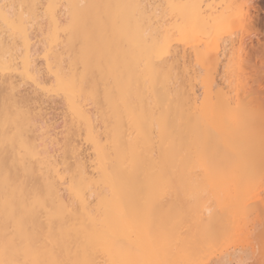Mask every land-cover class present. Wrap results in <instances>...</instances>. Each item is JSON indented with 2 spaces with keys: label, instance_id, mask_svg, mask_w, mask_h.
I'll return each instance as SVG.
<instances>
[{
  "label": "bare ground",
  "instance_id": "bare-ground-1",
  "mask_svg": "<svg viewBox=\"0 0 264 264\" xmlns=\"http://www.w3.org/2000/svg\"><path fill=\"white\" fill-rule=\"evenodd\" d=\"M48 1L40 57L31 17L0 7V264H199L243 237L255 205L239 194L264 211V96L240 97L235 44L210 37L231 14L214 0L159 13L157 0H65L61 27ZM211 56L226 57L222 78ZM245 242L212 264L262 254Z\"/></svg>",
  "mask_w": 264,
  "mask_h": 264
},
{
  "label": "rangeland",
  "instance_id": "rangeland-1",
  "mask_svg": "<svg viewBox=\"0 0 264 264\" xmlns=\"http://www.w3.org/2000/svg\"><path fill=\"white\" fill-rule=\"evenodd\" d=\"M156 1V0H155ZM159 4H161V6H159L158 5V3ZM49 4V1L48 0H39V3H37V5H36V7H30V4L28 3V2H26L25 0H0V7L3 9V10H5V11H7L8 13H11V15L13 14V12L14 11H16V12H22V15H23V17L24 18H28V17H31L30 19H29V21H27V26L30 28V30L32 31V36H30L31 38H32V40H31V42H32V45H33V43H34V45L35 46H33L32 48L33 49H35V47L36 48H38V49H40L41 50V47H43V45H44V42H45V38H44V36H45V31L49 28V26H50V22H49V20H48V18L46 17V9L45 8H47L46 7V4ZM56 5H57V7H55L54 9L56 10V14H57V18H58V20H60L59 21V24H60V26L61 27H64L63 25H66L67 23H69L68 21H69V19H70V16H68V15H70V7H69V4H68V2H65V0H56ZM163 0H162V2H161V0L160 1H156V6H159V10L160 11H158V13L159 12H161V7H162V5H163ZM217 3V4H216ZM48 4H47V6H48ZM213 4H214V7L215 6H217V7H219V8H216L215 7V9H217V11H221V10H227V13L230 15L231 14V17H230V22L228 23V24H226V25H224V27L223 26H218V28L216 27V29H213V32H210L211 33V35H210V37L212 36V33H213V36L212 37H214V38H216V39H218V40H216L217 42L215 43L216 44V46H218V44H220V47L218 46V50H219V52H221L220 51V48H223L224 46H225V44H227V46H228V44H230V43H234L235 44V46H234V48H235V50H233V51H235V53H230L229 54V57H227V58H230L232 55H236L235 57H234V59L237 57V61H236V59L235 60H233V61H236L235 63H236V65L238 66L237 68H236V66H234V65H232V66H234L236 69L234 70V72H232V76H234V75H237V77H238V79L241 81V84H240V82H239V84L241 85V89H239L240 90V97L242 98V97H246V98H250V97H247V96H245L246 95V93L248 94V96H250V93H251V95L252 96H256V95H258V96H264V0H214L213 1ZM69 7V8H68ZM227 7V8H226ZM32 8V9H31ZM158 9V8H157ZM219 9V10H218ZM29 10L30 11H32L33 10V14L32 15H29ZM69 10V12H66V11H68ZM58 12V13H57ZM65 12V13H64ZM210 13V12H209ZM35 14H36V16H38V19H36L37 17H35ZM65 14H67V15H65ZM10 15V14H9ZM68 17V18H67ZM68 20H67V19ZM64 20V21H63ZM67 21V22H66ZM62 22V23H61ZM64 23V24H63ZM0 24H1V22H0ZM68 25V24H67ZM66 25V26H67ZM64 35H61L60 37H61V40H63V39H65L66 37H63ZM211 39H213V38H211ZM60 40V41H61ZM66 40V39H65ZM65 42V41H64ZM228 42V43H227ZM232 43V44H233ZM64 44V43H62V41H61V43H60V45H58V49L59 48H61V49H59V50H62V45ZM232 44H230V46H232L233 47V45ZM61 46V47H60ZM222 46V47H221ZM230 46H228L229 48H230ZM241 46V47H240ZM227 47V48H228ZM231 47V48H232ZM233 48V49H234ZM239 48V49H238ZM224 49L226 50V47H224ZM240 49H241V51H240ZM40 50H38L39 52H40ZM225 50H222V53L225 51ZM229 50V49H228ZM238 50V53L236 54V51ZM36 51V53L38 52L36 49L35 50H32V53L33 52H35ZM230 51H232V49L231 50H229V52ZM226 52H228V51H226ZM228 52V53H229ZM36 53H33V54H35V56H36ZM43 53V52H42ZM225 53V52H224ZM219 54H221V53H219ZM217 55V56H220L221 57V55ZM227 54V53H226ZM226 54H225V56H226ZM232 54V55H231ZM37 57H40L39 55H41V54H38L37 53ZM222 55H224V54H222ZM231 55V56H230ZM42 56V55H41ZM228 56V55H227ZM223 57V56H222ZM191 58V57H190ZM218 59H219V57H217ZM193 59V58H192ZM221 59V58H220ZM220 59H219V61H220ZM224 59H226V57H223L222 58V60L223 61H220L221 63H219V61H218V63H219V65L216 63V65H215V62L216 61H214L215 60V57L214 56H211L210 57V59H209V62L212 64V65H210V67L211 66H213L212 68H210L211 69V71H210V69H209V71H210V73L212 72L213 73V71H215L214 72V75H217V76H219L220 75V77H221V74H222V67L224 68V67H226L225 65L223 66V64L225 63V61H224ZM188 60H190L189 58H187V61ZM192 62H193V60H191ZM228 61V60H227ZM189 62V61H188ZM214 62V63H213ZM190 64H193V63H191V62H189ZM189 63H187V65H189ZM223 63V64H222ZM227 64H228V62H226ZM196 64V63H195ZM195 64H193V65H190V66H195ZM232 64V63H231ZM219 66L218 68H217V70H216V66ZM190 66H188L189 67V69H192V67L190 68ZM196 67H198V66H195V69H196ZM209 67V66H208ZM207 67V68H208ZM194 68V67H193ZM198 70H201V69H199V67L197 68ZM197 70V71H198ZM224 70V69H223ZM191 71H193V69L191 70ZM216 71L218 72V74H215L216 73ZM194 72V71H193ZM195 72H196V70H195ZM201 72V71H200ZM224 72V71H223ZM234 74V75H233ZM236 77V76H235ZM217 79H218V82H219V80H221V78L219 79V77H216ZM234 78V77H233ZM231 80V79H230ZM238 80V81H239ZM222 81V80H221ZM232 82H234V79H233V81ZM230 84V82H229V80H227V83L226 84ZM225 84V83H224ZM226 84H225V86H226ZM234 84H236V82L234 83ZM239 84H238V86H239ZM231 85H232V83H231ZM224 86V85H223ZM234 87L236 86V85H233ZM229 87H232V86H230L229 85ZM234 87H232V90H233V88ZM236 88V87H235ZM239 88V87H238ZM226 90H225V92H228V88H225ZM231 89V88H230ZM224 90V89H223ZM238 89H236V92H232V91H230V92H232V93H230V92H228L229 93V96L231 97V98H235L236 97V95L235 96H233L235 93H237V92H239V91H237ZM235 91V90H234ZM248 91V92H247ZM244 92H246V93H244ZM256 92V93H255ZM253 94H256V95H253ZM257 96V97H258ZM238 97H239V95H238ZM256 100H257V98L256 97H254ZM259 98V97H258ZM260 98H262V97H260ZM259 98V99H260ZM264 98V97H263ZM263 98H262V100H263ZM244 99V98H243ZM254 99V100H255ZM248 100V99H247ZM246 100V101H247ZM250 100V99H249ZM261 100V101H262ZM258 102H259V100H258ZM263 102V101H262ZM255 103H257V102H255ZM231 185V184H230ZM258 184H256V186H257ZM260 185V184H259ZM261 186H263V184L261 185ZM260 186V187H261ZM233 187V185L230 187L229 186V190L230 189H233L232 188ZM255 187V186H254ZM260 187H258V188H260ZM264 187V186H263ZM257 189V188H256ZM262 189V188H261ZM258 190V189H257ZM259 191V190H258ZM257 191V192H258ZM263 191H264V189L262 190V193H260V195L261 194H263ZM255 192V191H254ZM247 194L248 196H246V195H241V194H239L240 196H243L244 198H242V199H245L248 203H251L252 202V204H248L247 202V204H248V207H250V206H252V205H255L254 206V210L255 211H253V209L250 207V209H252V211H253V213H248V212H246V211H248L249 210V208L247 207V206H245L243 209H241L242 211L241 212H245V213H248L247 215L248 216H238V218L241 220H239L238 218H236V215H235V218L237 219V223L239 224V226L238 227H240L241 229H243V230H241V231H244V232H242L241 233V235L244 237V234H245V237H246V242L245 243H243L242 245L243 246H246V245H250V244H254L253 245V247H250L251 249H254V252L255 253H260L261 254V251L263 250V252H262V254L259 256V257H253L252 255H250V253H247V254H244V258L245 259H249L248 260V264H264V239H263V234H264V211H263V209L262 210H258V208L256 207V204L257 203H259L260 202V200H259V202H255L254 200H258L259 198V196H257V194L256 195H254L255 193H253V190L252 189H250V190H247L246 192H243V194ZM247 197V199H246V197ZM255 196L258 198V199H255ZM262 196V195H261ZM261 196H260V199H264L263 197H264V194H263V196H262V198H261ZM239 197V196H238ZM236 200V198L234 197L232 200H231V202L233 201V200ZM241 199V198H240ZM252 199H254L253 201H252ZM238 201H239V198H238ZM237 201V202H238ZM227 202V203H226ZM225 203L226 204H228V201H226ZM231 202H230V204L229 205H231ZM237 202H235V203H237ZM233 203V202H232ZM234 203V204H235ZM246 203H244V204H246ZM254 203V204H253ZM215 204V203H214ZM259 204H261V203H259ZM210 206H212V207H210ZM209 206V208H213V206L214 205H210ZM216 206V205H215ZM214 206V207H215ZM227 206V205H226ZM225 206V204L223 205V206H218L219 208H221V209H224V207H226ZM258 206V205H257ZM262 206V205H261ZM217 206H216V208H218ZM257 209H256V208ZM263 208H264V206H262ZM216 208H214L213 210L215 211V212H217L218 213V211L217 210H215ZM218 208V209H219ZM228 208V207H227ZM230 208V207H229ZM232 208V207H231ZM233 208H235V207H233ZM232 208V209H233ZM259 208H260V206H259ZM246 209H248V210H246ZM235 210V209H234ZM234 210H232V211H234ZM240 210V209H239ZM243 210H246V211H243ZM213 211V212H214ZM219 211H220V209H219ZM236 211V210H235ZM258 211H259V213H258ZM261 211V212H260ZM221 212V211H220ZM210 213H212V211L210 212ZM217 213H216V215H214V218L217 216ZM223 213V212H222ZM229 213V214H228ZM227 214L228 215H231V213L230 212H228ZM256 213L257 214H260V213H262L260 216H257L256 215ZM213 214V213H212ZM239 214H241V213H239ZM243 214V213H242ZM220 215H222V214H220ZM224 215V214H223ZM226 215V214H225ZM225 215L224 216H222V217H225ZM246 215V214H245ZM253 215V216H252ZM210 216V215H209ZM257 216V217H256ZM207 217V216H206ZM234 217V212H233V216L231 215V216H229V217H227L228 219H234L233 218ZM245 217H247V218H245ZM251 217V218H250ZM253 217V218H252ZM219 218H221V216L219 217ZM245 218V219H244ZM259 218V219H258ZM222 219V218H221ZM220 219V220H221ZM214 221L216 220V219H213ZM226 220V219H225ZM254 220V221H253ZM227 221V220H226ZM235 221V220H234ZM243 221V222H242ZM245 221V222H244ZM260 221V222H259ZM219 223L221 222V221H218ZM255 222V223H254ZM225 223H227V222H225ZM228 223H229V221H228ZM237 223H235V224H237ZM246 223V224H245ZM215 224V223H214ZM218 224V223H217ZM216 224V225H217ZM221 224V223H220ZM223 224V223H222ZM221 224V225H222ZM232 224V223H231ZM234 224V225H235ZM219 225H217L216 227H218ZM225 226V225H224ZM237 227V226H236ZM243 227H245V228H243ZM263 228V230H261L262 228ZM228 228V227H227ZM240 228H239V230H240ZM252 228V229H251ZM261 228V229H260ZM217 229H219V227L217 228ZM254 229V230H253ZM221 230H222V227H221ZM248 230H249V232H248ZM258 230V231H257ZM230 231L232 232V233H234V231H233V229L231 228L230 229ZM252 231H254L253 233H252ZM261 233L262 234V237L260 238L259 237V235H258V237H259V240L263 243V245H262V243L259 241V243H261L260 245H262V250L260 251V252H257L259 249L258 248H260L261 246H259L258 245V243H257V245L259 246H257V245H255L256 243H255V241H257V239H254V238H256L254 235H256L255 233ZM236 233H237V230H236ZM246 233H248L247 235L249 236H246ZM258 233V234H259ZM225 234V233H224ZM230 234V233H229ZM238 235L237 236H239V234H240V231L237 233ZM254 234V235H253ZM260 234V235H261ZM226 235V234H225ZM183 236V235H182ZM222 236H223V234H222ZM222 236H221V239H223L222 238ZM228 236H230V235H228ZM231 236H232V234H231ZM230 236V237H231ZM224 237V236H223ZM229 237V238H230ZM243 237H241V236H239L238 238H236V239H231L230 241H226V243H224L223 245V250H221L222 248V244H221V246H219L220 247V253L218 252V253H213V255L214 254H216V255H214V256H212L211 257V259L210 258H206L209 262H207V260L204 262V260H202V259H199L201 262H199V261H197V260H191V262L193 261V262H195V261H197V262H199V264H212L213 263V261L215 260V259H217V258H219L220 256H221V254H225V253H227V252H233V251H235V250H239L240 248H241V243L242 242H244V239H245V237L243 238ZM254 237V238H253ZM226 238H228V237H226ZM232 238V237H231ZM239 238H241L240 240H239ZM249 238V239H248ZM250 238H252V240L250 239ZM224 239H225V237H224ZM263 239V240H262ZM227 240V239H226ZM248 240H249V244H247V242H248ZM251 240V241H250ZM224 241V240H223ZM222 241V242H223ZM240 241V242H239ZM232 242H234V244H232ZM254 242V243H253ZM239 243H240V245H239ZM237 244V245H236ZM231 245H232V247H231ZM234 245H236L235 246V248H234ZM213 246H215V245H213ZM226 246V247H225ZM227 246H229V247H227ZM251 246V245H250ZM257 247V248H256ZM210 248V247H209ZM209 248L207 249H205V251L206 252H208V250H209ZM211 249V248H210ZM214 250V249H213ZM217 250H218V248H217ZM205 251H204V253H205ZM212 252V251H211ZM209 253V252H208ZM219 254V257L217 256ZM239 255V253L237 252V251H235L234 252V255L233 256H238ZM258 255V254H257ZM208 256V255H207ZM202 257H205V254H204V256H202ZM210 257V256H209ZM231 259H232V257H229V258H227V259H223V260H221L220 261V263L219 264H237V262L236 261H234V262H232L231 263ZM196 263V262H195ZM183 264V263H182ZM187 264V263H186ZM188 264H190V263H188ZM194 264V263H193ZM198 264V263H197Z\"/></svg>",
  "mask_w": 264,
  "mask_h": 264
},
{
  "label": "snow or ice",
  "instance_id": "snow-or-ice-1",
  "mask_svg": "<svg viewBox=\"0 0 264 264\" xmlns=\"http://www.w3.org/2000/svg\"><path fill=\"white\" fill-rule=\"evenodd\" d=\"M0 15H3L4 19L7 20L6 14L0 13ZM26 78L28 80H32L33 82H35V77H33L31 74H26ZM261 118H262V125H264V111H262ZM262 135H264V128H262ZM262 149H264V141H262Z\"/></svg>",
  "mask_w": 264,
  "mask_h": 264
}]
</instances>
